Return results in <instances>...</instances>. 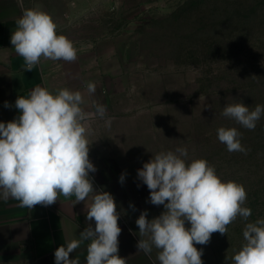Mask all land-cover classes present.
I'll return each mask as SVG.
<instances>
[{"label": "rangeland", "instance_id": "obj_1", "mask_svg": "<svg viewBox=\"0 0 264 264\" xmlns=\"http://www.w3.org/2000/svg\"><path fill=\"white\" fill-rule=\"evenodd\" d=\"M39 7L74 47L112 43L123 67L113 91L116 120L102 128L117 156L138 164L185 147L222 181L247 191L248 221L213 233L203 264H232L248 222L264 219V115L254 130L221 115L228 103L264 105V0H21ZM125 111V112H124ZM219 127L241 132L246 153L229 152Z\"/></svg>", "mask_w": 264, "mask_h": 264}, {"label": "clouds", "instance_id": "obj_2", "mask_svg": "<svg viewBox=\"0 0 264 264\" xmlns=\"http://www.w3.org/2000/svg\"><path fill=\"white\" fill-rule=\"evenodd\" d=\"M10 42L23 58L25 71H32L42 58L69 63L77 59L73 42L58 34L52 16L39 7L23 9ZM86 91L93 95L95 83L88 82ZM85 104L81 91L66 87L52 92L36 86L27 97H17L18 117L0 122V201L13 199L19 207L33 209L51 206L61 195L75 197V204L91 197L85 204L86 219L94 221L95 227L89 223L78 238L61 244L54 252L55 264H80L71 255L85 242L86 264H127V258L118 254L122 230L116 201L111 193L95 190L89 175L97 171L89 159L93 135L89 121L94 116L105 119L107 108L93 101L95 111L88 112ZM221 115L254 130L264 105L250 110L242 101L228 103ZM111 122V117L105 119L107 127ZM217 136L229 152L248 151L235 127H219ZM137 177L150 192L149 202L165 209L151 220L144 210L135 221L138 252L151 258L156 249L159 264H203L202 249L195 245H207L213 233L224 235L237 217L248 221L252 214L244 206L245 187L222 181L213 165L203 158L190 159L185 147L154 154L137 170ZM124 181L122 173L119 182ZM243 240L231 257L232 264H264V219L246 223Z\"/></svg>", "mask_w": 264, "mask_h": 264}, {"label": "crops", "instance_id": "obj_3", "mask_svg": "<svg viewBox=\"0 0 264 264\" xmlns=\"http://www.w3.org/2000/svg\"><path fill=\"white\" fill-rule=\"evenodd\" d=\"M25 9L21 0H0V122L17 118L15 101L18 96L27 97L36 86L52 92L60 88L79 90L84 94L85 110L94 112L92 102L107 108V119L116 120V101L113 91L123 67L118 62L117 47L112 43L77 46V59L74 62L41 59L32 71H25V62L16 54L10 42L16 20ZM88 82H94L96 91L89 96L86 91ZM5 102L9 107H5ZM125 112V111H124ZM105 119L93 117L89 123L93 135L89 137V159L97 171L90 173L95 190L111 193L120 213L118 226L119 256L127 258V264H159L157 250L153 249L151 258L142 251L138 252L139 229L135 221L144 210L148 219L158 217L165 209L163 205L154 206L149 202L150 192L137 177V170L143 167L117 156L124 150L117 149L111 138L115 130L102 128ZM125 174L123 184L119 182ZM86 202L75 204V197L62 195L51 206L36 205L33 209L19 207V202L9 199L0 201V264H55L54 252L61 246L78 238L89 223L86 219ZM130 205L134 206L130 207ZM186 223V227L190 224ZM87 243L81 245L71 258L78 257L80 264H86ZM198 249V244L195 245Z\"/></svg>", "mask_w": 264, "mask_h": 264}]
</instances>
